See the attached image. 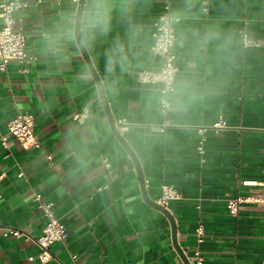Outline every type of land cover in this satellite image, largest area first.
Instances as JSON below:
<instances>
[{"label":"crops","instance_id":"0c3cea01","mask_svg":"<svg viewBox=\"0 0 264 264\" xmlns=\"http://www.w3.org/2000/svg\"><path fill=\"white\" fill-rule=\"evenodd\" d=\"M28 1L21 16L27 50L37 59L28 72L17 61L0 71V129L7 134L13 116L29 113L41 146L24 149L11 135L7 147L0 143V264H70L72 254L79 264H191L198 256L201 264H263L264 205L246 202L232 214L228 201L262 192L243 180L264 181V45L242 42L243 33L264 40V0H210L206 14L198 0V20L181 27L218 24L229 34L227 59L211 77L201 68L179 102L170 95L166 110L161 83H142L138 72L161 64L151 49L154 22L165 5L174 11L183 0H136L132 18L143 28V54L112 76L105 52L127 30L119 14L94 47H70L57 60L41 54L39 34L71 12L74 0ZM175 63L177 73L190 71L186 57L176 55ZM85 107L86 121H75ZM220 116L226 128H210L198 153L197 127ZM112 118L126 119L128 130L118 135ZM166 184L180 194L172 217L157 203ZM38 193L68 230L66 240L52 244L48 263L35 241L46 223Z\"/></svg>","mask_w":264,"mask_h":264},{"label":"clouds","instance_id":"9594fccd","mask_svg":"<svg viewBox=\"0 0 264 264\" xmlns=\"http://www.w3.org/2000/svg\"><path fill=\"white\" fill-rule=\"evenodd\" d=\"M198 0H183V5L171 11L161 22L165 44L177 57H186V66L190 71L177 73L171 79V86L177 95L193 86L194 80L203 69L205 77H211L216 66L227 59L230 43L229 34L218 24L200 27H181L185 21L195 22L199 18L196 11ZM136 0H74V9L64 14L60 21H53L39 34L40 52L45 56L65 58L70 47H94L97 38L108 36L113 27L114 14L127 23L124 38L117 36L111 47L106 50V72L112 76L117 68L121 72L129 71L135 61L143 54L140 42L142 26L133 22L132 13ZM199 13L206 14L200 7ZM214 56H209V50ZM191 77V78H190Z\"/></svg>","mask_w":264,"mask_h":264},{"label":"built area","instance_id":"2783aa9c","mask_svg":"<svg viewBox=\"0 0 264 264\" xmlns=\"http://www.w3.org/2000/svg\"><path fill=\"white\" fill-rule=\"evenodd\" d=\"M210 0H203V8L208 10ZM30 5L28 0H0V71H6L7 65L10 62L17 61L22 64V71L28 72L29 66L32 62L36 61L37 57L29 53L27 50V36L23 23L21 12ZM171 12V6L165 5L162 13L158 15L154 22L152 52L161 58V64L156 70L141 69L138 72V80L142 83H161V97L160 105L163 110H166L170 105V95L174 93L171 86V79L173 75L177 74L178 67L175 63L176 54L164 42L162 36V20ZM242 42L244 47H257L263 46L264 40H257L250 37L247 33L242 34ZM90 114L88 107L82 111L76 112L73 116L74 120L79 123H84ZM116 127L120 134L128 130V122L126 119H119L115 122ZM227 121L223 116L212 126H199L197 127L201 139L198 143V153L204 154L205 152V139L206 132L211 128L215 131L226 128ZM35 118L33 115L26 112H19L8 121V133L3 134L0 129V143L7 147L8 135L15 137L24 149L32 147L38 148L41 146L38 135L35 131ZM47 159L51 160L52 155H47ZM106 167L110 166L107 157L104 158ZM23 173L20 174L22 176ZM4 175H0V181ZM243 185L251 187H261V193H250L248 195H236L229 199L228 210L232 214L238 213L241 206L246 202H255L264 205V181L257 180H243ZM0 197L2 194L0 193ZM180 197L179 192L173 185H163L161 188L160 196L157 199L158 205L167 209L171 213V204L173 201ZM37 206L42 210L46 223L42 233L35 239L40 247V260L42 263H48L52 259L51 246L55 242L64 241L68 236L66 225L61 221L60 217L56 214L53 203L45 200L40 193L34 197ZM172 214V213H171ZM10 233L20 237L25 235L18 229H10ZM198 235L201 237L204 234L203 228L197 229ZM202 258L197 257L196 261L191 264H201ZM70 264H79L78 255H71ZM264 264V261H263Z\"/></svg>","mask_w":264,"mask_h":264},{"label":"water","instance_id":"95a60500","mask_svg":"<svg viewBox=\"0 0 264 264\" xmlns=\"http://www.w3.org/2000/svg\"><path fill=\"white\" fill-rule=\"evenodd\" d=\"M111 121H112V124H113V127H114V130H115V132L118 134V135H120V132L118 131V129H117V127H116V124H115V121H114V119L112 118L111 119ZM160 206V205H159ZM161 207V206H160ZM162 208V207H161ZM169 216H171L172 217V214L170 213V211H168L167 209H164V208H162ZM173 219V218H172Z\"/></svg>","mask_w":264,"mask_h":264}]
</instances>
